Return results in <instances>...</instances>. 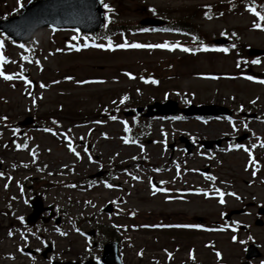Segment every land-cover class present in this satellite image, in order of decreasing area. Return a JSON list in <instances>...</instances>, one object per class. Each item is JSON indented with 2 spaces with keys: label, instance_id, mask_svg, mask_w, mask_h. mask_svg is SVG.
Returning a JSON list of instances; mask_svg holds the SVG:
<instances>
[{
  "label": "rangeland",
  "instance_id": "1",
  "mask_svg": "<svg viewBox=\"0 0 264 264\" xmlns=\"http://www.w3.org/2000/svg\"><path fill=\"white\" fill-rule=\"evenodd\" d=\"M27 2L28 0H23ZM222 0H105L109 7L114 8V11L110 17L112 21H128L137 23L144 17L155 18H171L175 16H188L189 19L196 24L203 32H205L210 39L222 36L224 34L230 36L234 40L244 42L251 47L264 49V30L258 31L252 29L253 17H249L247 14L241 15H229L224 16L221 19L211 17H201L197 14V6L208 5L210 3L220 4ZM13 7L15 0H0V14L7 11L6 5ZM152 9L149 12V9ZM72 35L71 32L51 33L48 30L41 31L36 38L38 43V50L41 53L42 66L28 65V73H22V76H15L13 79L14 85L18 84L17 88L11 90L2 86L3 90H0V94L5 99L0 98V105L2 109L10 111L14 117L11 119L17 121L24 117L28 109L33 110L34 102L36 101V95L44 94L43 90L39 86L38 82L45 83L46 80L54 79L57 77H65L66 83L63 84V91L60 89L52 88L45 93L44 100L38 102L40 104L41 111L50 108L55 105L58 97L64 99L63 103L72 102L75 105L95 106L98 101L104 104H111L114 101H118L122 96L132 94L135 98L140 97L143 104L151 102V96L157 97L161 100L164 96L168 95L170 98L186 102L193 100L194 103H221L229 105L233 108L241 103H248L249 101H258V107L261 109L264 106V89L259 86L247 84L244 80L237 78L232 81L228 75L234 70V58L223 57L218 55L217 57L209 55L198 56L195 63L176 65L173 71H159L158 79L151 83L140 81L141 79H147L146 77L138 78L136 80H130L126 78L128 70L141 69L142 67H160L158 64L163 63L167 57H177L179 54H165V53H146L140 51H129L123 53H116L114 55L101 54L96 51L82 52L79 55L63 53L60 55H53L51 52L54 48L63 45V41L67 40V37ZM163 34L153 33L145 38L150 40H159ZM8 52L14 57H17L18 50L15 46L9 45ZM53 55V56H52ZM6 66V71L14 69L20 71L19 68L14 67V58ZM17 59V58H16ZM97 67H102L99 70ZM264 70V62L259 67L255 68V71L261 72ZM14 73V72H12ZM202 73L217 75L215 78L204 79L201 77ZM70 78L75 80H84L91 78H101L106 83L99 86H87L76 87L73 82L70 83ZM32 81H35V87H29ZM26 90H30L28 94L24 95ZM34 107V108H33ZM21 113L19 116H15ZM118 121L121 119L116 118ZM63 124L60 127H67L69 125L66 120H63ZM137 124L140 122L137 121ZM100 126H94L92 128L84 127L71 130L72 136L75 138V144L80 155L78 157L68 156L60 146L54 143L48 136L42 134L36 135L35 132H29V149H34L37 152V160L31 161L26 152L19 154L8 153V157L3 160L5 168L13 160H23L24 162L31 163L33 170L30 173H18L13 180L12 185L8 190L5 189V182L0 179V226L5 227L12 224L13 220L23 219L22 217L29 212V207L26 206L25 199L29 196V192L22 188V195L19 192L18 183L24 180L25 176L39 177V176H55L57 179H63L62 175H69L70 177L77 174L86 175L94 173L98 170L99 166H93L90 160L84 156L82 147L85 142V134L91 132L88 141L93 144L94 155H99L98 158L103 162V166L109 167L114 162L123 163V160L130 161L132 156L137 155L139 151H129L122 147L120 144L121 131L116 125H110L109 121L101 122ZM142 128L144 140H145V152L143 154L151 164L159 165L163 162V156L161 155V145L154 142V139L159 135L160 127L157 123H151L150 126L144 125ZM175 133L179 132H193L194 135L204 136L207 138H218L220 135H224V132L228 130L227 125L210 122L208 124H200L198 122L180 123L175 125ZM250 130L253 133H262L263 128L259 123L251 122ZM0 132L5 139L11 136V132L0 127ZM21 139L20 141H23ZM1 151V149H0ZM142 151V149H141ZM141 153V152H140ZM1 156V153H0ZM142 157V155H141ZM254 159L249 160V155L246 150L239 149L232 154L225 155L219 154L217 159L213 161L212 166L215 168L214 174L217 177L222 176L231 178L234 183V189H239L240 197L248 202H263L264 203V148H256L254 152ZM97 158V157H96ZM255 159L257 161H255ZM207 162L202 158H193V169L201 166V164ZM72 164V171L67 170L62 172V168L65 165L70 166ZM217 165V168L215 167ZM262 168V171L255 177L253 174V168L255 166ZM39 169H43L42 174H37ZM37 170V171H36ZM145 171V170H144ZM8 173H11L9 170ZM142 173V172H141ZM143 175L142 183L140 185H129L123 180H119L121 186L116 191L107 190L105 188H99L95 193V202L89 208H84L82 205H69L66 200L67 191L53 190L47 193L46 202L53 203L57 208L63 209L65 212L70 213L76 217L81 215L88 216L96 212L105 201L113 200L117 202L118 206L124 208H132L142 213H160L164 209L161 204L160 197L157 195H150L146 187H148V178L150 175L158 178L162 176L156 174L153 170L145 171ZM252 173V174H251ZM205 178L204 176H202ZM195 178V176H193ZM195 183H199L193 180V186ZM138 184V183H137ZM28 183H26V186ZM125 196V203L118 197ZM93 196V195H87ZM8 211H6L5 210ZM221 208L214 206L212 203L202 204L196 202L193 205V221L195 217H202L205 221L211 220V216L219 213ZM7 212V213H6ZM98 212V211H97ZM96 212V213H97ZM103 215V225L108 227L109 219ZM142 216L136 217V221H141ZM239 221H247L246 217H239ZM65 221V220H64ZM15 222V221H14ZM248 222V221H247ZM1 229V228H0ZM106 228L104 229V231ZM255 233V237L258 242L264 247V225L260 228L252 230ZM127 239L131 241V248L126 250L125 261L127 264H134L139 259L136 258L139 254L143 255V264H149V260H145L146 257L151 254L161 255L157 248H151L150 246H143L146 240L152 237L149 234L142 232H128ZM244 236L241 235V238ZM0 264H46L40 258L32 261L23 256L17 258L16 247L19 245L14 244L13 241L7 239L0 231ZM72 240L77 243V249L84 251V240L72 236ZM208 240V237L197 238L194 243L196 247L197 259L203 261L205 256L209 255L206 249L203 248V242ZM49 242L53 245V252L50 255V259L65 260L71 259L74 255L68 251V239L60 237L53 225H49L41 232V239H30L29 247L41 250L43 249V242ZM98 243L106 242L107 239L103 234L97 236ZM142 247L144 251L142 252ZM223 250L227 253L229 258V264H244L243 254L241 251L242 246H232L226 242L221 244ZM156 251V252H155ZM86 253V252H85ZM205 253V254H203ZM13 255V260L8 262L6 256ZM89 254L96 255V250H91ZM184 257L186 251L182 252ZM5 255V256H4ZM3 259L4 261H2ZM264 261V257L262 259ZM257 261H255L256 264ZM204 263V262H203Z\"/></svg>",
  "mask_w": 264,
  "mask_h": 264
},
{
  "label": "snow or ice",
  "instance_id": "2",
  "mask_svg": "<svg viewBox=\"0 0 264 264\" xmlns=\"http://www.w3.org/2000/svg\"><path fill=\"white\" fill-rule=\"evenodd\" d=\"M105 6V8H108V5H104ZM109 10H111V9H109ZM262 20H264V16H261L260 17ZM0 47H3V42H0ZM22 47V46H21ZM109 47H111V42H109ZM119 47H132V48H141V47H161V48H163V47H168V45H147V46H145V45H140V44H132V45H128V44H122V45H119ZM185 51H187L188 49H184ZM3 56H0V62H2L3 61ZM0 75H3V73L2 72H0ZM5 79H12V77L11 76H5L4 77ZM42 87H43V85H41ZM113 119H115V117H113ZM221 203H223V200H221ZM217 255H219V253L217 254Z\"/></svg>",
  "mask_w": 264,
  "mask_h": 264
}]
</instances>
